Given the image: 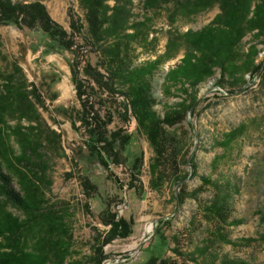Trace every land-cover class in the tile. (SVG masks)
<instances>
[{"label":"rangeland","instance_id":"obj_1","mask_svg":"<svg viewBox=\"0 0 264 264\" xmlns=\"http://www.w3.org/2000/svg\"><path fill=\"white\" fill-rule=\"evenodd\" d=\"M35 1L41 2L52 21L68 34L71 20L81 31L74 37L75 45L63 50L50 44L38 28L0 24V92L6 82L25 87L38 118L31 123L20 120L21 114L13 109L8 111L4 139L9 137L6 145L14 154L9 153V163L1 158L0 167L19 191L15 169L26 170V166L15 157L22 152L24 136L31 141V134L40 130L44 208L51 206L63 215V226L69 230L65 240L71 244L67 261L96 264L102 254L106 259L101 264H144L156 258L161 246L163 258L173 264H222L226 260L264 264V40L255 42L248 34L239 44L243 53L257 44L256 63L261 64L257 74L245 77L242 88L220 86L216 70L213 77L185 96L179 86L165 80L185 51L179 37L205 27L219 13L218 7L188 16L177 10L175 0H159L151 9L145 8L144 0H129L130 24H144L138 26L143 27L144 40L133 39L129 47L132 66L161 60L151 78L155 112L163 118L194 98L183 121L167 128L174 143L176 172L164 161L161 169L170 181L154 189L155 152L138 132L119 93L121 88L111 82L107 71L106 50L113 41L91 43L77 0H11L12 4ZM113 4L108 2L111 7ZM81 84L82 101L88 96V106L92 107L89 123L94 125L92 119L96 118L102 128L106 124L107 131L120 130L129 138L123 150L119 142L115 145L119 165L108 161L105 168L87 147L90 127L82 120L86 103L78 97ZM33 91L39 101L31 96ZM31 126H37L38 132ZM19 128L22 135H12ZM24 156L30 159L32 155L27 152ZM30 160L37 164L38 158ZM203 179L211 185L202 186ZM182 189L194 196L179 203ZM222 203L231 214L227 223H217L212 214L213 205ZM0 210L25 218L1 193ZM111 214L116 221L126 222L131 234L126 238L117 235L105 244L109 226L104 217ZM232 220L241 223L230 226ZM217 232L235 241L237 247L219 243Z\"/></svg>","mask_w":264,"mask_h":264},{"label":"trees","instance_id":"obj_2","mask_svg":"<svg viewBox=\"0 0 264 264\" xmlns=\"http://www.w3.org/2000/svg\"><path fill=\"white\" fill-rule=\"evenodd\" d=\"M77 1L84 12L87 36L91 43L99 45L107 40L113 41V45L106 50L109 59L107 71L112 75L111 82L117 83L121 88L119 93L125 98L127 110L131 112L138 132L144 136L155 152L156 164L152 166L154 173L152 187L159 189L163 183L170 181L161 169L163 162L168 161L174 172L177 167L174 160V143L167 128L183 121L184 115L194 104V98L190 104H180L178 109L163 118L158 116L154 110L156 100L152 95L151 78L161 64V60L157 59L139 67L132 66L129 47L133 39L144 40L140 30L143 27L138 28L144 24H130L131 13L127 8L129 0ZM109 1L114 2L112 7L108 5ZM158 1L144 0V6L150 9L157 7ZM175 2L177 10L188 16L215 6L218 7L219 13L201 30L187 31L179 37L184 40L185 51L179 63L166 74L165 80L170 85L179 86L180 91L185 96H189L190 92L197 90L206 79L213 77L217 70L220 74L218 82L220 86L229 84L240 89L245 85L246 76L260 71L261 64L256 63L259 55L257 44H251L244 53L240 52L238 47L248 34H252L255 42L264 40V0H175ZM0 24L19 29L38 28L49 39L50 44L63 50H69L75 45L74 37L81 31L71 20V33L68 34L52 21L45 6L39 1L12 4L11 0H0ZM93 80L99 85L98 79L93 78ZM73 81L77 84L76 74ZM83 86L81 84L77 87L81 101L84 95ZM2 87L5 90L3 89V93L0 92V159L9 163L8 155L14 153L10 146L7 148L6 145L9 137L6 136L7 138L4 139V129L8 128L6 124L8 111L13 109V113L21 114L20 120L26 119L31 123L38 118L34 116L35 105L30 102V95L25 87H12L11 82H6ZM31 96L39 101V96L35 95L34 91ZM87 99L88 96L82 101L86 103L83 104L85 118L82 120L90 127V143L87 147L92 156H96L98 162L105 168L108 161L114 165L121 164L117 158L119 150H116L115 145L119 142V149L123 150L129 141L128 136L121 134L120 130L117 133L107 131L106 124L102 128L96 118L92 119L94 125L89 123L88 116L92 107L88 106ZM35 128L38 132L37 126H31L30 129L33 131ZM13 133L12 135H22L20 128ZM40 134H42L40 130L37 135L32 133L31 141L29 136H24L22 152L19 157L14 156L17 163L25 162L26 166V170L15 169L19 191L11 186V177L5 175L0 167V193L25 216L22 220L0 210L2 240L0 264H78L67 261L71 255V244L65 240V236L68 239L69 230L63 226V215L52 210L51 206L48 209L44 208L46 200L41 186V184L44 186V183L40 175L43 155L38 153L41 148ZM27 152L32 155L30 159L33 156L38 158L37 164L25 158ZM201 185L206 186L211 183L203 179ZM190 195L194 196V194L188 195L185 189H182L177 200L181 203L187 197H191ZM212 209L217 223H227L231 219V214L224 203L214 204ZM240 223L238 220H232L229 225L236 226ZM104 224L109 226L105 244L117 235L126 238L131 234L129 225L123 220L116 221L113 214L104 217ZM215 235L219 243L237 247L236 242L228 239L222 232H217ZM159 247L161 250L157 251L156 258L144 264H173L163 258L165 250ZM105 259L100 254L96 264H101ZM222 264L244 263L226 260Z\"/></svg>","mask_w":264,"mask_h":264},{"label":"water","instance_id":"obj_3","mask_svg":"<svg viewBox=\"0 0 264 264\" xmlns=\"http://www.w3.org/2000/svg\"><path fill=\"white\" fill-rule=\"evenodd\" d=\"M113 177H114L115 182L119 185V187H120L121 189H123V187L120 185V180H119V178H118L117 176H115V175H113Z\"/></svg>","mask_w":264,"mask_h":264},{"label":"bare ground","instance_id":"obj_4","mask_svg":"<svg viewBox=\"0 0 264 264\" xmlns=\"http://www.w3.org/2000/svg\"><path fill=\"white\" fill-rule=\"evenodd\" d=\"M150 229H151V227L149 226V227H148V230H150Z\"/></svg>","mask_w":264,"mask_h":264}]
</instances>
